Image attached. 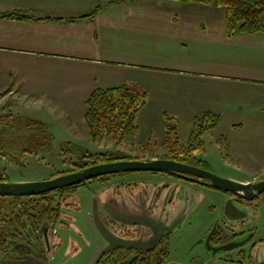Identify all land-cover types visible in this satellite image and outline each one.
<instances>
[{
    "label": "crops",
    "instance_id": "1",
    "mask_svg": "<svg viewBox=\"0 0 264 264\" xmlns=\"http://www.w3.org/2000/svg\"><path fill=\"white\" fill-rule=\"evenodd\" d=\"M13 10L28 18L1 16ZM122 84L148 93L136 117L146 153L164 151V115L183 143L195 116L213 112L224 157L237 169H264V34L228 36L225 8L175 0H0V100H34L87 135L92 91Z\"/></svg>",
    "mask_w": 264,
    "mask_h": 264
},
{
    "label": "rangeland",
    "instance_id": "2",
    "mask_svg": "<svg viewBox=\"0 0 264 264\" xmlns=\"http://www.w3.org/2000/svg\"><path fill=\"white\" fill-rule=\"evenodd\" d=\"M4 93L6 91L0 89V96ZM7 99H9L8 102ZM0 101V170L5 169L11 182L41 181L63 174L72 168L69 162H63L64 154L67 160L79 161L81 149L90 152L119 150L126 155L140 159L160 158L159 156L165 152V147L162 152L146 153L136 148L131 150L124 144L114 146L112 140L106 138L94 143L82 133L78 122H73L71 126L66 125L65 122L57 119L56 114L46 106L41 108L35 104L34 100L25 102L13 95ZM24 118L44 120L48 132L54 139V144L49 151L45 149L36 153L21 152L23 146L28 144L25 140L28 131L21 128ZM3 129H7V131L3 132ZM12 130H16V132L10 133ZM18 136L19 139L16 138ZM202 140L203 150L195 154L202 160V168L233 180L246 178L249 175L256 181L264 179V169L259 170L263 167L262 165L258 164L256 169L250 171L235 168L227 156L224 157L225 152L221 150L213 131L205 133ZM182 149L180 148L179 152ZM152 177L151 172H128L110 176L105 186L95 183L93 180L78 186L69 198L72 205L63 210L67 215L64 218L67 225H57L55 237L61 241V246L50 251L54 245L47 242L49 251L45 252V256L48 264H103L102 262L95 263L99 252L94 254L99 246H102L104 240L94 225L92 214L94 200L96 203L97 200L100 202L103 194L110 191L111 187L118 189L123 183H131L136 180L150 181ZM202 198V203L196 211L201 224L195 226L197 230L193 231L186 240H177L178 243H175L171 248V255L166 264H195L193 262L195 258L207 260V248L198 240L205 235L216 218L220 217L224 196L220 190L202 189ZM0 199V205L6 203L5 198ZM0 212L2 213L3 210ZM248 217L250 233H253L250 244L254 239L264 242V192L253 203H250ZM2 247L4 246L0 245V248ZM2 255L3 253L0 252V258ZM202 262L200 263L206 264ZM0 264L3 263L0 261Z\"/></svg>",
    "mask_w": 264,
    "mask_h": 264
},
{
    "label": "trees",
    "instance_id": "3",
    "mask_svg": "<svg viewBox=\"0 0 264 264\" xmlns=\"http://www.w3.org/2000/svg\"><path fill=\"white\" fill-rule=\"evenodd\" d=\"M129 1V0H126ZM180 2L203 3L226 10V30L228 36L237 33L243 34H264V0H175ZM97 9L94 10V12ZM92 12L90 15H92ZM1 16L10 18L27 19L19 10H13ZM52 18H46V20ZM148 93L146 90L134 84H122L116 87L100 88L96 87L86 101V113L84 117L87 136L92 142L97 143L102 138L112 140L114 146L127 145L131 150L134 148L145 152L148 145L137 143L138 126L136 117L140 109L145 105ZM220 122V116L213 112H204L195 116L191 133L185 142H180L177 136L176 123L172 122V117L164 115V147L165 152L160 158L174 159L184 163H189L201 167L202 160L196 157L197 152L203 150L202 136L214 130ZM21 128L27 130L25 140L28 144L23 146L21 152H38L40 150L49 151L54 144V139L48 132L45 122L24 118ZM7 129H3V132ZM12 130L10 133H15ZM17 136V135H14ZM19 139V136L16 137ZM224 140V139H223ZM219 141L224 155H226L225 142ZM66 146V145H65ZM67 148V146H66ZM180 148L182 149L179 152ZM65 151V150H64ZM79 161L67 160L64 154L63 162H69L72 168L67 172L75 171L88 165L108 162L120 159H140L131 157L122 151H100L90 152L80 150ZM63 154V153H61ZM158 157V156H153ZM81 160V161H80ZM65 172V173H67ZM123 173V172H122ZM128 173V172H124ZM157 173V172H152ZM175 174L173 172H160ZM107 174L92 178L80 184L60 187L52 191L37 195L27 196H0L5 198L6 203L0 205V252L2 257H8V239L13 233L25 235L28 231H36L42 225L60 222L66 207H69V198L80 185L91 182L105 186L110 176ZM56 176V175H55ZM0 181H9V176L5 169L0 170ZM213 187V186H212ZM215 188V187H214ZM1 201V199H0ZM4 250V251H1ZM167 252V250H166ZM160 253V251H159ZM153 254L151 257L143 258L138 264H163L167 257H160V254ZM148 261L147 263L145 261ZM250 264H255L250 248Z\"/></svg>",
    "mask_w": 264,
    "mask_h": 264
},
{
    "label": "flooded vegetation",
    "instance_id": "4",
    "mask_svg": "<svg viewBox=\"0 0 264 264\" xmlns=\"http://www.w3.org/2000/svg\"><path fill=\"white\" fill-rule=\"evenodd\" d=\"M151 174L153 177L150 181L136 180L131 183H123L118 189L108 191L102 202L97 200L96 203V200H94L93 205L96 206L99 217L114 235L123 239H141L143 242H146L152 236V242H146L147 248L143 250L123 249L113 246L96 263L138 264L141 263L143 258L146 259L153 254L156 255L160 251L161 258L165 256V253L167 254L163 262V264H166L171 255V248L175 243H178L177 240H186L193 231L197 230L195 226L201 224L196 211L202 203V189L220 190L212 187L207 180L187 174L173 175L160 172H151ZM220 192L224 196L220 217L216 218L205 235L198 240L207 248L210 259L195 258L193 262L195 264H201L202 261L206 264H250V248L253 257L257 246L264 245V242L260 240L253 241L250 244L251 231L248 213L250 203H253L255 199L253 201L242 200L229 192L222 190ZM227 199H232L237 207L246 212V215L240 219L228 217L224 211ZM107 206L110 209L120 211L126 221H136V215L142 214V211L145 210L147 215L153 216L157 220V223L159 221V238H156L148 228L112 219ZM180 211H182V218L177 223L172 224ZM65 217L67 215H63L60 222L50 223L46 226L42 225L38 230L28 231L25 235L13 233L6 243L9 255L7 258L1 257L0 261L3 264H48L45 256V252L49 251L48 243L54 245L50 251L61 246V241L55 237V234L58 224L67 225V221L64 220ZM146 232L148 234H145ZM208 236H210L209 244L213 247L240 241H244V243L231 250H220L213 253L206 246ZM107 245L108 243L104 241L97 253ZM253 262L258 264V261Z\"/></svg>",
    "mask_w": 264,
    "mask_h": 264
},
{
    "label": "water",
    "instance_id": "5",
    "mask_svg": "<svg viewBox=\"0 0 264 264\" xmlns=\"http://www.w3.org/2000/svg\"><path fill=\"white\" fill-rule=\"evenodd\" d=\"M173 172L176 174L190 175L198 177L200 179L207 180L213 187L220 189L224 192H229L242 200H250L258 198L260 194L264 192V179L258 181L241 182L230 178H225L214 174L202 167L195 166L189 163H184L174 159L167 158H149V159H120L108 162H100L92 165L85 166L75 171L59 174L46 180L41 181H24V182H11L0 181V196H27L37 195L48 191L55 190L60 187L71 186L80 184L84 181L90 180L95 177H99L107 174H116L124 172ZM107 209L112 217L116 221H122L124 223L139 225L143 228H148L152 231V234L159 238V228L157 220L150 215L146 214L143 210L142 214L136 215V221H126L120 211ZM225 214L232 219H240L246 215L244 210H241L232 199H227L224 205ZM182 218V211L174 218L172 224L177 223ZM93 220L94 225L100 234V236L108 243L103 248L95 263L103 256V254L111 247H119L123 249H146V242L151 243L152 236L143 242L140 240L123 239L114 235L108 227L104 224L99 217L97 208L93 205ZM145 234H148L147 232ZM252 233H250V239ZM209 238L206 239V246L214 253L220 250H231L233 248L241 246L244 241L228 243L226 245L213 247L209 244ZM255 249V248H254ZM258 263L264 262V245H260L258 249Z\"/></svg>",
    "mask_w": 264,
    "mask_h": 264
}]
</instances>
